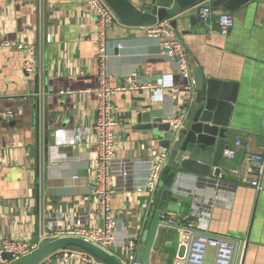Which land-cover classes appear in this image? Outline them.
Returning a JSON list of instances; mask_svg holds the SVG:
<instances>
[{
  "label": "crops",
  "instance_id": "obj_1",
  "mask_svg": "<svg viewBox=\"0 0 264 264\" xmlns=\"http://www.w3.org/2000/svg\"><path fill=\"white\" fill-rule=\"evenodd\" d=\"M229 14L234 24L226 36L216 32L215 14L201 22L193 8L170 30L184 45L191 71L199 68L208 77L238 84L225 141L229 148L237 141L240 146L234 159L221 165L224 180L173 174L170 188L177 203L169 212L178 226L194 222L199 232L238 245L236 264H264V175L259 191L230 175L231 169L244 168L246 155L264 156V0ZM146 29L117 21L107 32L111 85L131 76L149 86L112 98L120 124L111 164L116 231L109 253L120 261L125 243L131 239L138 247L151 225L159 190L145 186L157 154L165 151L150 133L133 129L136 113H159L165 122L178 114L183 98L184 80L175 62L160 54L159 39L148 37ZM96 38L86 0H43V13L40 0H0V44H9L0 47V113L8 115L0 117V241L41 246L76 220L100 225L92 179L98 150L92 129L98 106ZM30 52L43 65L41 188L38 98L34 72L23 70ZM178 243L176 229L159 227L150 263L173 264ZM212 258L209 250L206 262ZM43 264L81 263L65 262L58 253Z\"/></svg>",
  "mask_w": 264,
  "mask_h": 264
},
{
  "label": "built area",
  "instance_id": "obj_2",
  "mask_svg": "<svg viewBox=\"0 0 264 264\" xmlns=\"http://www.w3.org/2000/svg\"><path fill=\"white\" fill-rule=\"evenodd\" d=\"M86 6L93 12L97 27L96 59L99 70L98 86L94 93L98 96V106L92 129L97 138L98 150L92 179L93 195L97 202V217L100 225L97 227L88 226L85 221L76 220L71 223L69 228L57 230L52 234L51 240L58 237H77L109 252L115 246L116 231V218L112 210V199L115 190L111 164L115 158V129L120 124L119 118L115 115L112 98L115 93L145 91L149 86L142 84L131 76L124 78L118 86L111 85L107 71V32L110 26L117 22V19L103 0H86ZM193 10L201 22H206L215 14L217 16L216 32L222 36H226L233 27V19L229 13L216 12L209 4L199 3ZM170 30V22L167 20L148 27L146 35L150 38L159 39L160 54L175 62L178 74L184 80L181 109L177 115L165 120L173 129H178L186 119L187 109L185 105L193 99L194 84L185 47L180 40L171 36ZM8 46L9 44H0V47ZM118 48L121 49L122 47L119 45ZM28 54L29 56L24 63L23 70L27 74H31L35 70V62L31 52ZM0 117H8V115L0 113ZM239 146L240 143L237 141L232 148L228 147L225 149L223 151V159L233 160ZM166 159V151L157 154L145 186L147 191L156 190ZM243 163V169H231L230 175L238 184L249 186L259 191L264 175V156L259 153H250L246 155ZM161 218L163 226L174 228L179 234V243L173 264H208L206 258L209 250L213 251V258L210 264H236L239 246L231 240L201 233L194 222H189L185 226H178L176 224V215L169 211L165 212ZM39 247L40 244L36 243L8 239L1 240L0 264L20 263ZM136 249L137 244L134 240L130 239L125 243L123 264H138L135 261ZM4 254H9L10 259H4ZM60 254L65 262L77 259L81 264H100L92 256L80 250L66 249L61 251Z\"/></svg>",
  "mask_w": 264,
  "mask_h": 264
},
{
  "label": "water",
  "instance_id": "obj_3",
  "mask_svg": "<svg viewBox=\"0 0 264 264\" xmlns=\"http://www.w3.org/2000/svg\"><path fill=\"white\" fill-rule=\"evenodd\" d=\"M113 12L118 22L137 27H152L163 21H169L177 29L187 10L199 3L208 1L214 9L234 13L254 0H103ZM43 13V0H40ZM194 84L193 99L187 103V116L182 126L173 129L163 122L162 115L140 111L136 113L134 130L150 133L159 148L167 152L166 163L162 168L157 189L153 198L156 207L152 222L143 234L142 244L136 249L135 261L138 264H151L150 254L156 239L158 228L163 226L162 215L168 212L171 204H176L171 188L165 187L170 174H189L198 179L224 180L221 165L223 151L227 149L225 134L229 119L237 100L239 86L236 82L208 77L201 69L191 71ZM42 60L35 61L33 95L38 98V148L40 152V188L43 184L44 165V127L42 122L43 92ZM53 132L51 131L50 134ZM50 142V141H49ZM53 146V140L49 143ZM66 249L83 251L100 264H123L109 252L77 237H58L45 241L29 257L18 264H42L48 258ZM9 260L10 255L4 254Z\"/></svg>",
  "mask_w": 264,
  "mask_h": 264
},
{
  "label": "trees",
  "instance_id": "obj_4",
  "mask_svg": "<svg viewBox=\"0 0 264 264\" xmlns=\"http://www.w3.org/2000/svg\"><path fill=\"white\" fill-rule=\"evenodd\" d=\"M172 182H173V174H170L167 179H166V182H165V187L166 188H170L171 185H172Z\"/></svg>",
  "mask_w": 264,
  "mask_h": 264
},
{
  "label": "rangeland",
  "instance_id": "obj_5",
  "mask_svg": "<svg viewBox=\"0 0 264 264\" xmlns=\"http://www.w3.org/2000/svg\"><path fill=\"white\" fill-rule=\"evenodd\" d=\"M21 262V261H20ZM18 264V263H17Z\"/></svg>",
  "mask_w": 264,
  "mask_h": 264
}]
</instances>
